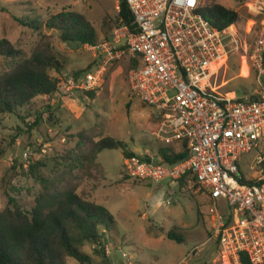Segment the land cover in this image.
Masks as SVG:
<instances>
[{
  "label": "rangeland",
  "instance_id": "374dc122",
  "mask_svg": "<svg viewBox=\"0 0 264 264\" xmlns=\"http://www.w3.org/2000/svg\"><path fill=\"white\" fill-rule=\"evenodd\" d=\"M250 3L197 0L201 7L220 4L240 16L239 22L223 33L227 49L224 62L211 70L217 72L212 79L214 90L229 99L264 93V74L260 77L251 59L263 16L252 10ZM69 12L87 18L98 34L97 44L112 40L119 28L118 0H0V41L8 40L26 59L49 45L65 68L62 76L51 73L59 80L66 74L91 72L99 60L95 52L86 45L64 43L59 31L45 27L52 17ZM20 19H38L44 25L35 32L21 25ZM13 65L0 56V74ZM130 67L128 58L108 65L94 98L81 91H57L36 98L21 112L23 119L0 114V213L10 200L27 212L34 208L42 186L29 172L30 160L41 163L40 174L50 179L69 170L64 158L70 152L87 153L93 143L111 138L124 148L101 152L89 170L91 177L76 170L71 182L78 187L79 196L105 207L116 221L115 228L103 237L112 250L110 260L96 253L99 249L94 245L83 248L93 258L92 264H122V252L141 264H234L223 259L217 244L209 241L212 222L208 201L196 183L156 184L129 179L125 174V153L158 159L162 149L181 152L180 146H170L158 135V111L132 95ZM39 116L41 121L35 126ZM261 144L264 152V138ZM254 157H245L242 162L250 176ZM172 230L183 236L184 243L166 237ZM67 263L79 264L73 259Z\"/></svg>",
  "mask_w": 264,
  "mask_h": 264
},
{
  "label": "built area",
  "instance_id": "2783aa9c",
  "mask_svg": "<svg viewBox=\"0 0 264 264\" xmlns=\"http://www.w3.org/2000/svg\"><path fill=\"white\" fill-rule=\"evenodd\" d=\"M125 1L134 17L133 31L122 25L110 41L86 45L99 58L95 71L64 75L58 92H94L108 65L128 58L131 93L159 113L158 135L170 146H186L188 156L175 165L159 158L126 159L129 179L195 182L208 201L212 233L220 256L242 264H264V93L226 98L214 90L213 64L227 55L224 32L214 29L197 0ZM250 8L263 16L251 50L264 74V0ZM255 155L244 172L243 158ZM110 260V246H103ZM122 264H141L122 252Z\"/></svg>",
  "mask_w": 264,
  "mask_h": 264
},
{
  "label": "trees",
  "instance_id": "16d2710c",
  "mask_svg": "<svg viewBox=\"0 0 264 264\" xmlns=\"http://www.w3.org/2000/svg\"><path fill=\"white\" fill-rule=\"evenodd\" d=\"M119 9V27L125 25L134 31V17L125 1L119 3ZM199 13L220 32L240 20L237 12L220 4L202 6ZM18 21L35 32L41 31L44 25L38 19ZM45 27L59 31L60 40L64 43L94 46L98 42L95 28L81 14L60 13L49 19ZM52 51L49 45H44L26 59L23 58L22 51L16 50L8 40L0 41V56L14 63L9 71L0 74V114L15 115L23 119L21 112L36 98L52 96L59 90L61 80L51 73L62 76L65 68ZM98 64L99 60L92 70ZM86 93L91 98L95 96V91ZM40 121L41 116L37 118L35 126ZM122 148L123 143L106 138L93 143L87 153L70 152L64 158L69 163V170L59 172L50 179L40 174L43 167L41 163L30 160L29 172L42 186V192L30 212L21 208L15 200H10L8 207L0 213V264H68V259L79 264H92L93 258L83 252L87 244L94 245L99 249L96 253L104 255L103 237L107 231L115 228V218L105 207L79 196L78 187L71 182L76 170H83L85 176L91 177L89 170L95 166L98 154ZM180 151L162 149L158 158L172 166L188 156L185 145ZM125 156L126 159L136 157L129 153H125ZM166 237L177 243H184L183 236L175 230L168 232ZM241 263L251 264L245 255L241 256Z\"/></svg>",
  "mask_w": 264,
  "mask_h": 264
},
{
  "label": "bare ground",
  "instance_id": "6f19581e",
  "mask_svg": "<svg viewBox=\"0 0 264 264\" xmlns=\"http://www.w3.org/2000/svg\"><path fill=\"white\" fill-rule=\"evenodd\" d=\"M224 62V59H221V60H219L218 62H216L215 64H213L212 65V67L211 68H217V66H219L221 63H223ZM215 66V67H214Z\"/></svg>",
  "mask_w": 264,
  "mask_h": 264
},
{
  "label": "crops",
  "instance_id": "0c3cea01",
  "mask_svg": "<svg viewBox=\"0 0 264 264\" xmlns=\"http://www.w3.org/2000/svg\"><path fill=\"white\" fill-rule=\"evenodd\" d=\"M215 69V68H214ZM211 70H213L212 68H211Z\"/></svg>",
  "mask_w": 264,
  "mask_h": 264
}]
</instances>
